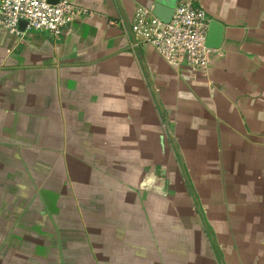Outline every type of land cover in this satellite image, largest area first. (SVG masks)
<instances>
[{"label": "crops", "instance_id": "crops-1", "mask_svg": "<svg viewBox=\"0 0 264 264\" xmlns=\"http://www.w3.org/2000/svg\"><path fill=\"white\" fill-rule=\"evenodd\" d=\"M73 2L0 28V264H264V0H176L223 26L207 72L136 38L157 0Z\"/></svg>", "mask_w": 264, "mask_h": 264}, {"label": "built area", "instance_id": "built-area-1", "mask_svg": "<svg viewBox=\"0 0 264 264\" xmlns=\"http://www.w3.org/2000/svg\"><path fill=\"white\" fill-rule=\"evenodd\" d=\"M90 14L76 6L73 0H0V28L17 37L26 31L47 33L59 38L78 16ZM25 22L23 32L20 23ZM132 32L145 44L152 45L170 64H186L194 71L207 72L215 57L216 49L206 45L210 28L207 11L193 2L174 8L172 20L162 21L153 9L139 7L132 22Z\"/></svg>", "mask_w": 264, "mask_h": 264}, {"label": "water", "instance_id": "water-1", "mask_svg": "<svg viewBox=\"0 0 264 264\" xmlns=\"http://www.w3.org/2000/svg\"><path fill=\"white\" fill-rule=\"evenodd\" d=\"M52 4H56L58 0H48ZM176 0H157L153 8V13L162 21L169 23L174 14ZM26 23L21 22L20 28H25ZM223 40V26L216 21L210 23L206 45L211 49H220Z\"/></svg>", "mask_w": 264, "mask_h": 264}]
</instances>
